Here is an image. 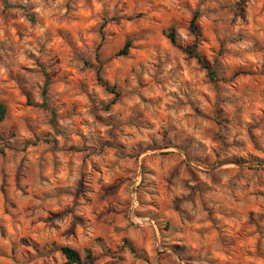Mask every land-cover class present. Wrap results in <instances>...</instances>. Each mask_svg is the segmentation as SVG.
I'll list each match as a JSON object with an SVG mask.
<instances>
[{"label":"clouds","instance_id":"1","mask_svg":"<svg viewBox=\"0 0 264 264\" xmlns=\"http://www.w3.org/2000/svg\"><path fill=\"white\" fill-rule=\"evenodd\" d=\"M0 264H264V0H0Z\"/></svg>","mask_w":264,"mask_h":264}]
</instances>
